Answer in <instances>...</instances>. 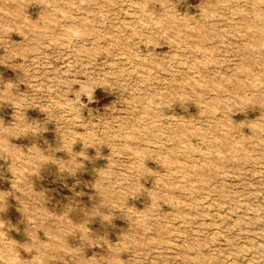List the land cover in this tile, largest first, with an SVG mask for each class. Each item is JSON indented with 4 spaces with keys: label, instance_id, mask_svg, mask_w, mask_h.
<instances>
[{
    "label": "rangeland",
    "instance_id": "1",
    "mask_svg": "<svg viewBox=\"0 0 264 264\" xmlns=\"http://www.w3.org/2000/svg\"><path fill=\"white\" fill-rule=\"evenodd\" d=\"M0 264H264V0H0Z\"/></svg>",
    "mask_w": 264,
    "mask_h": 264
}]
</instances>
